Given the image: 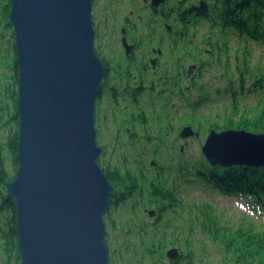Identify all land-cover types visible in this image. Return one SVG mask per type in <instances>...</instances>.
<instances>
[{"label":"water","instance_id":"95a60500","mask_svg":"<svg viewBox=\"0 0 264 264\" xmlns=\"http://www.w3.org/2000/svg\"><path fill=\"white\" fill-rule=\"evenodd\" d=\"M9 2L20 135L7 199L17 208L21 264H109L104 216L114 185L98 163L95 111L106 69L95 51L93 0ZM195 134L186 126L180 136ZM202 152L215 168H264V133L213 129Z\"/></svg>","mask_w":264,"mask_h":264},{"label":"rangeland","instance_id":"374dc122","mask_svg":"<svg viewBox=\"0 0 264 264\" xmlns=\"http://www.w3.org/2000/svg\"><path fill=\"white\" fill-rule=\"evenodd\" d=\"M133 7L127 0L114 9L110 8L109 0H96L92 12L99 31L98 41L95 38V50L98 45L106 58H111V43L118 36L116 28H120L123 18ZM1 27L3 26L0 25L2 33ZM203 28L197 26L189 29V37H185L189 51L183 55L180 50L179 56L177 55L182 59L190 56L196 62L201 61V64L194 65L190 62L180 69L184 61L181 64L179 58H175L173 62L166 59L158 67L159 74L155 80H147L154 87L153 94L148 93L143 99L141 107L144 111H135L130 106L119 107L115 102H110L98 113L99 122L96 127L100 138L97 141L98 146L104 149L103 163L112 170L117 169L122 175L130 172L141 190V197H132L129 202L116 209L113 229H107L111 240L116 242L118 254L125 257V264H171L172 260L167 254L172 250H177L179 264H232L226 261L222 245L213 240L212 230L215 225L205 226L203 216L207 217L208 222L216 221L228 231L242 226L246 229L249 224L257 231L264 230V216L249 200L243 197H226L217 190L206 188L194 176L189 182L186 177L179 176L183 165L195 164L204 158L202 148L209 136L208 127L223 125V120L231 112L229 101L219 97L212 103L210 98L215 99L230 78L222 63L225 65L230 60L231 73H235V62L240 61L243 57L240 55L245 53L243 45H239L234 38L228 42L230 51L226 52L229 48L223 45L220 30L211 28L210 24ZM11 35L9 31L1 40L0 86L9 82L12 75L8 67V64L13 63L15 52ZM249 54L254 65L260 60L264 62V50L260 46L252 45ZM197 68H201V76L197 73ZM179 70L189 71V76L184 73L186 79L183 80L184 77L179 76ZM150 80L156 81V84ZM200 86H203L202 95L197 90ZM190 97L203 99V104L197 109L199 113L195 115L187 114ZM207 100L211 101L209 107ZM256 100L253 97L238 99L240 116L244 115L243 109H252L250 107L256 104ZM133 114L138 116L137 121L130 118ZM251 114L254 115L255 112ZM139 119L142 120L141 123ZM186 126L192 127L199 135L183 140L180 134ZM198 126H201V130H198ZM2 132L0 124V134ZM161 178L167 180L161 185H180L173 192L178 206H174L175 211L169 212L153 231L146 230L145 235L143 230L151 228L152 220L135 203L146 200L151 182L157 183ZM156 243L163 244L162 258L159 250L156 251L154 247ZM152 246L151 249L155 251L149 250Z\"/></svg>","mask_w":264,"mask_h":264},{"label":"trees","instance_id":"16d2710c","mask_svg":"<svg viewBox=\"0 0 264 264\" xmlns=\"http://www.w3.org/2000/svg\"><path fill=\"white\" fill-rule=\"evenodd\" d=\"M206 1L208 8L203 15L193 16L191 10L188 11L186 7L180 6L177 12L178 22L185 26V29L181 31H187L188 28L201 24H210L211 28L220 30L224 40L223 45L229 48L226 52L230 51L228 42L233 38L239 45L242 44L245 50V53L240 55L244 59L242 57L240 61L235 62L237 65L235 73H231L230 60L225 65L222 63L230 78L227 79L225 88L220 89L216 94V98L210 99L213 103L214 100L223 97L230 102L232 109L223 120V125H212L208 127L207 132L213 129L219 132L233 129L256 134L264 133V62L260 60L254 65L249 54L252 45H258L264 50V0ZM10 12L9 0H0V25L3 26L2 33L0 32V45L5 34L11 31V37L14 40L12 48H14L15 38L13 26L10 24ZM8 67L12 72L10 81L0 86V124L3 128L0 134V264H21L17 208L13 199H7V184L16 179L19 168V70L15 53L13 63L8 64ZM197 90L202 95L203 86L198 87ZM250 97L257 99L256 104L250 107L252 109H243L244 115L240 116L237 107L238 99ZM190 100L187 105V114L195 115L199 113L197 109L203 104V99L190 97ZM211 101L207 100L208 107ZM253 111L254 115L251 114ZM198 130H201V126H198ZM180 165L183 164L180 163ZM101 166L104 169L102 164ZM181 168L183 170L179 176L186 177L187 182L194 176L206 188L217 190L226 197H243L249 200L250 204L255 205L264 216V168L247 166L215 168L206 161L205 157L195 164L186 163ZM104 170L115 183H136L134 178L126 179V175L122 178L117 176L110 171L109 167ZM164 181L167 180L161 178L156 184H164ZM163 199L167 200V197L164 195ZM203 220L205 226L215 225L212 237L225 250L226 261L232 264H264V230L257 231L253 225L249 224L250 226L246 229L242 226L228 231L227 228L219 226L216 221L208 222L205 216ZM105 224H109L107 219ZM262 227L264 228V225ZM210 228L207 229L211 231Z\"/></svg>","mask_w":264,"mask_h":264},{"label":"flooded vegetation","instance_id":"af4514ba","mask_svg":"<svg viewBox=\"0 0 264 264\" xmlns=\"http://www.w3.org/2000/svg\"><path fill=\"white\" fill-rule=\"evenodd\" d=\"M134 7L131 11L123 18V24L117 29L118 36L112 40V52L111 58H106L103 54V50H100L98 45L96 46V54L103 62L105 66V77L102 82L101 93L99 94L96 101V111L95 118L96 124L99 122L98 113L101 111L102 107L106 103L115 102L119 107L128 106L134 107L135 111H144L142 104L143 99L148 96V93L153 94V87L149 85L147 80L149 78L157 77L159 72L157 71L160 64H162L166 59L167 61H175V58L184 61L183 69L187 63L201 64L196 62L195 58L188 57L182 59L179 56V51L181 50L183 55L186 51H189L187 47L186 36L189 34V29H195L196 27L188 28L187 31H181L185 29V26L179 24L177 12L180 10V6L186 7V10H191L193 16L205 14V10L208 8V3L206 0H167L165 3L158 6L154 5L153 0H127ZM125 2V0H109L110 8H117L118 4ZM96 5V0H93V8ZM139 5V7H137ZM135 20V21H134ZM94 27L96 30V41H98L99 31L98 23L96 25V20L94 19ZM97 26V27H96ZM202 29L205 25L201 24ZM207 26V25H206ZM117 27V26H116ZM189 37V36H187ZM15 49V48H14ZM15 53V52H14ZM190 53V52H189ZM16 54V53H15ZM176 60L177 62H180ZM191 66V65H190ZM189 76V71H180L179 76L186 79L185 75ZM197 73L202 75L200 69L197 68ZM165 74V73H164ZM163 74L159 75L160 78ZM178 75V74H177ZM177 77V76H176ZM167 79L168 77H164ZM174 78V77H173ZM152 83L156 84V81L150 80ZM122 96V100L120 97ZM115 104V107H116ZM145 104V103H144ZM145 108V107H144ZM134 121H137L138 116L133 114L131 116ZM140 123L142 122L139 119ZM97 129V138L99 129ZM98 142V141H97ZM102 153L98 158V163L103 169L109 167L103 163L102 155L104 154V149L102 148ZM101 163V164H100ZM110 168V167H109ZM103 171L105 172V170ZM119 177H124L117 169L112 170ZM106 173V172H105ZM108 175V173H106ZM109 176V175H108ZM125 178H130L133 180L130 172H128ZM110 179V178H109ZM135 179V178H134ZM111 180V179H110ZM153 181V179H152ZM114 185V195L111 198L110 208L104 216V222L107 219L108 225L106 229H113V220L116 215V209L122 204L129 202L132 197H141V190L138 185L126 183L118 184L111 180ZM180 185H161L151 182L150 193L147 194L146 200H138L135 205L140 206L144 213L152 220L151 228L149 230L144 228L145 231L151 232L157 227L158 223H162L163 219L169 212L175 211L174 206L177 199L174 197V188ZM167 197V200L163 199V196ZM109 236V247H110V263L109 264H125V257L118 254V248L115 246L114 239L111 240V235L107 230V237ZM154 238V237H153ZM112 243V246H111ZM153 245V244H150ZM154 246V245H153ZM150 247V251L160 252V258L163 257L162 251L163 244H157L155 249ZM180 260H172L171 264H179Z\"/></svg>","mask_w":264,"mask_h":264},{"label":"bare ground","instance_id":"6f19581e","mask_svg":"<svg viewBox=\"0 0 264 264\" xmlns=\"http://www.w3.org/2000/svg\"><path fill=\"white\" fill-rule=\"evenodd\" d=\"M106 240H107V236H106ZM108 243V242H107Z\"/></svg>","mask_w":264,"mask_h":264}]
</instances>
